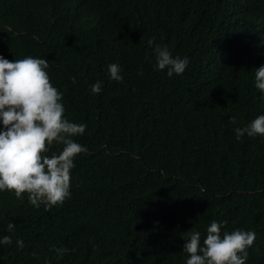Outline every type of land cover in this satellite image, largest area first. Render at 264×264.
I'll list each match as a JSON object with an SVG mask.
<instances>
[{
    "label": "trees",
    "instance_id": "obj_1",
    "mask_svg": "<svg viewBox=\"0 0 264 264\" xmlns=\"http://www.w3.org/2000/svg\"><path fill=\"white\" fill-rule=\"evenodd\" d=\"M152 38L189 59L182 75L156 70ZM0 56L48 60L87 148L62 206L0 192V264H186L213 220L255 232L246 264H264V136L234 132L264 115V0H0Z\"/></svg>",
    "mask_w": 264,
    "mask_h": 264
},
{
    "label": "clouds",
    "instance_id": "obj_2",
    "mask_svg": "<svg viewBox=\"0 0 264 264\" xmlns=\"http://www.w3.org/2000/svg\"><path fill=\"white\" fill-rule=\"evenodd\" d=\"M153 46L156 70H167V75H182L188 64L187 57H173L167 46ZM48 60L26 56L9 61L0 56V192H13L17 199L27 194L28 202L45 211L62 206L70 198L71 172L74 159L87 148L75 142L76 136L83 135L85 124L70 122L64 117L63 93L54 87L46 71ZM120 66L108 65L111 80L123 82ZM255 87L264 93V65L255 69ZM94 94L101 92V83L91 86ZM236 124L237 118L231 117ZM239 140L245 134L249 137L264 136V115L252 120L245 127L234 129ZM62 145V150L51 156L53 144ZM226 223V222H225ZM16 225L8 223L7 231L13 232ZM223 224L211 221L206 230V238L201 242V233L191 232L185 239L183 251L187 254L186 264H246L247 249L255 241V232L235 229L221 232ZM12 237L0 238V245H11ZM19 249L24 242L17 240ZM62 257L67 248H53ZM72 251H75L73 249ZM35 255V253H33Z\"/></svg>",
    "mask_w": 264,
    "mask_h": 264
}]
</instances>
